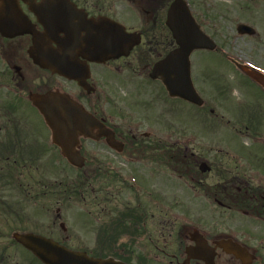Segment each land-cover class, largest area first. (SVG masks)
Masks as SVG:
<instances>
[{
	"label": "flooded vegetation",
	"instance_id": "af4514ba",
	"mask_svg": "<svg viewBox=\"0 0 264 264\" xmlns=\"http://www.w3.org/2000/svg\"><path fill=\"white\" fill-rule=\"evenodd\" d=\"M71 1L88 19L107 18L127 33L159 39L164 53L173 46L172 33L165 22L174 0ZM20 7L38 36L22 33L6 37L0 33V178H42L37 183L36 196L56 198L60 205L66 203L68 178L63 167L67 162L35 104V99L49 93L68 96L114 132L118 149L111 148L97 130L92 152L81 142L79 151L94 167L113 164V152L128 159L138 155L155 164L163 163L158 156L164 152L173 158L181 153L191 155L197 164L201 162L190 149L181 152L175 110L167 112L170 119L163 111L159 113L153 122L159 130L154 137L137 127L115 122L125 119L132 109L131 98L117 93L116 85L133 81L132 72L137 70L133 68V54L141 72L146 70L142 51L104 63L79 57L75 68L82 72V78L89 76L80 84L53 72L52 52L59 48L58 44L27 4L21 2ZM261 34L242 38L248 37L264 49V32ZM35 39L38 46L32 55ZM87 66L89 75L85 73ZM259 68L254 70L246 63L237 65V80L246 101L264 99V87L251 78L254 74L264 79V66ZM234 113L239 120L238 129L253 134L264 132V111ZM164 117L170 120L168 127L164 126ZM234 158L236 171L228 170L226 162L220 178H189L194 206L188 225H182L175 238H165L159 221L148 222V195L155 192L156 197L163 196V190L148 191L149 178H134L136 184H128L129 178H76V194L83 211L79 231L76 236L64 231L60 243L71 247L75 242L76 251L122 264H264V153L256 148L236 150ZM49 168L59 169V173H47ZM116 183H122L121 189L130 193L128 202L120 206H116ZM17 184L24 192L32 187L19 181ZM199 198L204 199L201 208L196 206ZM150 208L157 211L159 206Z\"/></svg>",
	"mask_w": 264,
	"mask_h": 264
},
{
	"label": "rangeland",
	"instance_id": "374dc122",
	"mask_svg": "<svg viewBox=\"0 0 264 264\" xmlns=\"http://www.w3.org/2000/svg\"><path fill=\"white\" fill-rule=\"evenodd\" d=\"M187 1H189L195 17L203 23L205 31L216 38L215 41L219 48L217 53L196 51L191 56L192 78L196 89L206 102V107L199 110L180 101L169 102L163 93L161 83L150 81L146 71L139 74L142 70L138 68L135 60L136 55L133 54L131 60L134 62L133 68L137 69L136 76H133V81L130 80V84L122 82L121 86L116 85L117 93L122 96L128 94L127 98H131V120L127 119L126 124L123 119L116 120V123L140 127L139 130L144 132L154 131L157 125L153 122L159 113L163 111L164 116L170 119L167 112L175 108L178 115L175 116L178 117L179 139L183 145L181 147H185V144L188 143L189 148L194 149L199 158L208 162L211 171L201 173L198 165L196 172L182 174L178 169L169 167L166 163L132 162V159L138 161L140 156L135 155L128 159L118 157L114 152L115 157H112L114 164L111 168H99L91 165L85 168V178H117L116 172L118 171L122 176L119 175L120 178H149V192H153L154 189L163 190L161 197H156L155 192L152 195L149 194L147 206L149 208V224H155L158 221L160 224L162 223L165 238H169L170 235L175 238L178 229L183 223L188 222V217L192 212L194 204L188 193L190 186L188 178H220L222 165L226 163L225 150H231V148L243 150L253 147L252 134L239 133L238 129L236 131L239 134H237L231 129L236 125L233 111L244 112L245 110L256 113L264 111L263 98L246 101L245 108L238 107V104L244 99L239 83L236 82V74L233 73L236 70L233 62L237 64L244 60L256 67L264 66V49L260 48V44L255 46L248 37L239 36L236 30L238 24L246 23L253 26L259 35L263 36L261 33L264 32V0H254L253 2L248 0ZM159 51H161L160 45L157 47V51L154 50L147 57L146 62L150 64ZM222 82L226 87L229 86L230 91H227L226 87L217 89L216 86L222 85ZM122 87L127 89L126 93H124V89L120 91ZM166 108L169 109L166 110ZM211 109L215 111L214 114L210 113ZM222 115H226V117L222 119ZM147 116H150L151 121L147 119ZM165 117L164 125L168 127L170 120ZM227 121L231 123L227 125ZM165 127L164 129H166ZM258 137L262 140L257 142L259 146L257 147L264 153V146H262L264 135H258ZM85 148L91 151L95 145L92 141H87ZM227 163L229 170L236 171L235 165L231 161L228 160ZM63 169H65L66 177L69 180L80 177V172L69 165ZM47 173L53 175L59 173V169L49 168ZM177 178L184 179L178 181ZM16 180L24 185L30 184L32 187L27 188V192L18 186L16 189L13 184H11L12 187L3 188L6 196L3 200L0 199L2 203L0 206H12L13 209L9 211L13 213L9 214L11 216L4 215L8 213V210L0 209V214L3 213L0 217V246L8 247L6 254L9 255L11 264H39L29 252L12 242L13 234L32 232L59 241L64 236L60 229V223L63 222L67 229V235L76 236L79 231L80 211L83 212L82 205L77 196L76 199L67 200L63 205L56 203L57 199L55 198L36 196L37 183L42 178H16ZM155 182L158 187L154 184ZM115 187L116 206L128 202L130 193L127 189H121L123 184L116 183ZM90 189L91 187L89 191H91ZM1 195L2 189L0 188ZM203 201V199L197 200V208L203 207ZM150 205L160 208L157 211L151 210ZM58 209H60L61 220H56ZM72 246L75 248V242L72 243Z\"/></svg>",
	"mask_w": 264,
	"mask_h": 264
},
{
	"label": "water",
	"instance_id": "95a60500",
	"mask_svg": "<svg viewBox=\"0 0 264 264\" xmlns=\"http://www.w3.org/2000/svg\"><path fill=\"white\" fill-rule=\"evenodd\" d=\"M19 1L21 0H0V32L3 35L31 32L29 25H22L27 19L19 9ZM22 1L29 4L40 22L46 20L51 24L52 35L64 33L63 42L58 43L59 50L53 52L52 69L68 78L81 81L80 71L72 68V64H62L64 59L71 60L81 55L90 60L111 56L118 58L129 55L131 50L141 43L140 35H126L110 22H95L85 18L82 20L80 11L69 0H49L47 4L42 5L36 4L35 0ZM44 6L50 8L51 12L45 14L42 11ZM167 26L172 30L178 47L154 65L150 77L161 78L171 97L203 106L204 101L197 94L191 79L190 56L194 50H214L216 45L200 30L183 0H176L171 5ZM238 31L241 34L255 33L246 25H239ZM37 105L53 131L55 144L75 167L84 166L83 158L76 151L79 136L92 137V130L99 128L100 134L109 137V141L113 143L112 133L67 97L50 94L37 101ZM209 170L205 163L201 165L203 173ZM15 238L43 264H117L111 260L89 258L85 253L74 252L42 236L20 234Z\"/></svg>",
	"mask_w": 264,
	"mask_h": 264
},
{
	"label": "trees",
	"instance_id": "16d2710c",
	"mask_svg": "<svg viewBox=\"0 0 264 264\" xmlns=\"http://www.w3.org/2000/svg\"><path fill=\"white\" fill-rule=\"evenodd\" d=\"M149 43L151 44L150 46H152V47L156 46L154 40H149ZM172 167H176L179 171H181L185 166L183 165V163L179 162V163L173 164ZM190 167L192 168V167H194V165L191 164V165H189V168ZM4 215H6V214H4ZM5 249H6V247L0 246V264H7Z\"/></svg>",
	"mask_w": 264,
	"mask_h": 264
}]
</instances>
